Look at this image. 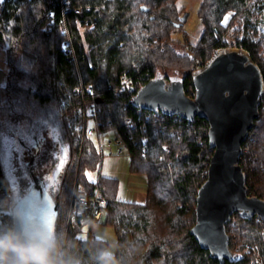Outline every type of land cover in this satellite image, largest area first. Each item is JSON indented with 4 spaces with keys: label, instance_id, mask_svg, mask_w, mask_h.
Segmentation results:
<instances>
[{
    "label": "trees",
    "instance_id": "trees-1",
    "mask_svg": "<svg viewBox=\"0 0 264 264\" xmlns=\"http://www.w3.org/2000/svg\"><path fill=\"white\" fill-rule=\"evenodd\" d=\"M263 1L202 0L203 33L194 46L195 57L188 50L179 51L171 40L173 29L183 20L178 0H72L73 10L67 14L61 0L6 1L0 8V46L6 49L9 68L7 83L0 86V236L12 234L19 201L14 200L3 161L2 139L10 135L25 157L32 184L43 178L56 202L52 237L57 264H103L110 245L96 238L91 226L83 236L84 225L69 222L76 210L75 185L90 193L99 190L107 198L101 223L112 226L117 235L110 264H222L191 234L198 190L207 180L215 152L209 143L208 120L190 122L161 111L149 114L134 107L131 99L165 66L183 73L186 91L194 96V67L229 45L224 33L236 21L234 45L247 49L264 75V19L258 21L264 14ZM87 6L100 10L95 14L86 11ZM75 7L83 8L82 16L75 14ZM52 12L56 25L46 32ZM82 20L90 24L84 31L79 26ZM64 21L75 57L64 51ZM124 78L132 79L133 86L122 84ZM81 86L86 98L90 90L97 95L102 129L117 128L128 143L131 171L147 177L144 203L120 199L116 178L89 179L88 172L98 169L104 154L92 138L83 136L84 97L76 93ZM260 110L240 163L250 195L264 199V95ZM227 230L231 248L236 233L253 248L242 252L241 261L224 264H253L258 257L264 264L263 219L245 220L235 214Z\"/></svg>",
    "mask_w": 264,
    "mask_h": 264
},
{
    "label": "water",
    "instance_id": "water-1",
    "mask_svg": "<svg viewBox=\"0 0 264 264\" xmlns=\"http://www.w3.org/2000/svg\"><path fill=\"white\" fill-rule=\"evenodd\" d=\"M183 17L181 27L187 21ZM195 96L188 95L185 78L158 71L131 100L139 109L179 115L188 121L208 120L209 143L215 152L208 178L198 190L196 223L191 234L202 248L222 264L239 262L242 253L230 246L227 224L235 214L245 220H264V199L250 195L240 163L243 144L261 115L264 75L251 53L243 47L217 49L206 64L192 73ZM28 195L14 209L12 234L24 242L52 236L58 209L43 181L35 178Z\"/></svg>",
    "mask_w": 264,
    "mask_h": 264
},
{
    "label": "rangeland",
    "instance_id": "rangeland-1",
    "mask_svg": "<svg viewBox=\"0 0 264 264\" xmlns=\"http://www.w3.org/2000/svg\"><path fill=\"white\" fill-rule=\"evenodd\" d=\"M178 2H179V6L181 8H183V13H182L183 17L186 13H188V17H187V21L182 25V27H178V28L173 29L172 34H171V40L173 42L174 41L176 42V43L174 42V44H176L179 51L185 52L186 50H188L191 52V54L194 55L193 57H195V54L192 51L194 50L195 44L199 41V39L203 33V24H202L201 18L199 16V7H200L202 0H178ZM262 19H264L263 13H262L261 17L258 18V21H261ZM240 20H241V18H240ZM240 24H241V22H240ZM237 27H238V24L236 21L224 33V36L226 37V44H229V45H227V47H237L234 45V41L236 40V33H237L236 31H238ZM178 40H181V41H178ZM178 42H179L180 46L177 44ZM202 63L203 62H198L199 66H195L194 71L203 67L206 64L205 63L203 66H200V64L202 65ZM160 69H158L156 71V73L158 71H161L168 76H173L176 74H180L181 76H183V73L175 72L169 66H165V67H162ZM8 71H9V68H8V64H7L6 49L4 47L0 46V86H2V87L5 86L7 83L6 81H7ZM191 96L193 97V95H191ZM194 96H195V94H194ZM87 101L88 102L86 104H89V103L91 104L92 102H95V104H96V100H94V99H92V100L87 99ZM96 106H97L96 108L99 110V107L97 104H96ZM170 116H175V115H170ZM176 116H179V115H176ZM180 117H182V116H180ZM97 122H98V119H97ZM82 123H83V120L81 121V124ZM81 124H80V127H81ZM88 125L91 128H93L95 126L93 120H88ZM110 128L111 129H109V130L108 129L104 130L101 127V129L103 130V131H101L103 134L102 140L105 143V145H107L106 146L107 150L112 148L114 151H116L117 146L115 144L109 146L107 144V142L110 140H112V141L117 140L116 137H120V136L118 135L117 128H115V127H110ZM99 139L100 138H98V137H94V138H92V142L97 147V149L99 151H101ZM2 141H3L4 146L6 148L5 154L3 155L4 163L6 164V166H5L6 171H7V174H9L8 177L11 178L12 184L14 183L13 187H15V188H13V190L16 193H14V191H13V194H14V196H18V197H15L16 201L22 200L24 197H26L28 195V192H30V190L33 188L32 187L33 184L31 183L32 180H30V176L27 173V171L25 170V167L23 164L24 163L23 160H25V157H23V159H22V157H21L22 155L20 154L19 146H18V144L16 145V141H14V139L11 140V136L9 138V135H4ZM243 152H244V149H243ZM109 154L110 153L108 151L104 155V157H103L104 160L102 159L103 162H100L99 168L97 170L88 172L89 179L97 182L99 179V176L101 175V172H102L103 177H109V176H110V178L116 177L119 180V189H118L117 195L120 199L126 200V201H137V198H135V197H136V195L141 194V193L146 194V199H147V189H148L147 177L144 174L134 173L131 171V161H130V157H129L127 151L125 152V155L123 154V155L117 156L118 154L114 153L115 155L111 154V156H110ZM106 155H108V156H106ZM27 177H29V178H27ZM93 177H94V179H93ZM27 182H28V184H27ZM30 183H31V185H30ZM75 189H76V185H75ZM75 189H74V192L76 191ZM25 194H27V195H25ZM74 195H75V193H74ZM258 218H260V217H258ZM87 227H85V232L83 233V236L87 235V232L89 230V226H87ZM92 233L94 234V236L96 238L109 241L110 245H109L106 252L111 253V254L114 253V251H115V244L114 243L117 239V235H116V232L112 226L107 225V224H102V223L100 225H95L92 227ZM235 235L234 236L236 238L237 237L238 238H237V240L234 241V243H233L234 247L232 248V250L237 249L238 251L236 250V252H238V253L246 252L247 246L249 245V243H245L243 240H241V235L239 233H236ZM3 236H6V235H2V237ZM237 241H238V243H237ZM236 244H238V245H236ZM240 245H241V247H240ZM230 246H231V244H230ZM252 248L253 247H250V249H252ZM254 262L255 261H253V264H254ZM258 262H259L258 264H263V261L261 259Z\"/></svg>",
    "mask_w": 264,
    "mask_h": 264
},
{
    "label": "built area",
    "instance_id": "built-area-1",
    "mask_svg": "<svg viewBox=\"0 0 264 264\" xmlns=\"http://www.w3.org/2000/svg\"><path fill=\"white\" fill-rule=\"evenodd\" d=\"M6 1H8V0H0V8H2L4 6ZM61 2H62L64 14L70 13L73 10L72 0H61ZM92 10L94 12H98L100 9L99 8H93L91 6L86 7V11L91 12ZM74 11L77 14H81L83 12V8L82 7H75ZM49 18H50V21L45 27L46 32L52 31L56 25L55 13H53V12L50 13ZM79 26H80L81 30L83 31L86 27H89L90 24H89V21H85L84 25L82 23H80ZM62 27H63L62 28L63 32H65L67 34V39L64 42V51L67 53H71L72 56L75 57L73 44H72L71 38L69 37V28H68L66 21L63 22ZM224 42L226 43V37L224 38ZM191 56L193 57L194 55L191 54ZM123 84L126 86H129V87L133 86V82L128 78H124ZM89 92L91 94L90 99H94L95 98L94 93L91 91H89ZM76 93H81V94H83V97H84V103L82 106L83 123L81 124L83 136L89 137V138H94V137L100 138L99 144L101 147V152L104 155L108 151L110 154H114V153H116L118 155L125 154V152L127 151V145L123 141V139L120 137H116L117 140H114V141L110 140L107 142V144L109 146L115 144L117 146L116 147L117 150L114 151L112 148L107 150L106 145L102 140L103 134L101 132L102 131L101 126L97 122L98 109L96 108L95 102H92L91 104L90 103L86 104V101L88 98L85 97L84 89L82 88V86L76 89ZM88 120H93V122L95 124V126L93 128L89 127ZM75 190L76 191H75V195H74V205H76V212H71L69 222L71 224L80 223V224L84 225V227H87V226L93 227L95 225H100L102 220H103L104 214L106 212L107 199L104 198L99 193L98 190H96L93 193H89L85 190H78L77 188ZM250 247H251L250 245L247 246V250L245 249L246 252L250 250ZM257 260L259 261L260 258L258 257Z\"/></svg>",
    "mask_w": 264,
    "mask_h": 264
},
{
    "label": "clouds",
    "instance_id": "clouds-1",
    "mask_svg": "<svg viewBox=\"0 0 264 264\" xmlns=\"http://www.w3.org/2000/svg\"><path fill=\"white\" fill-rule=\"evenodd\" d=\"M54 247V239L47 233L29 242L14 234L6 235L0 237V264H57ZM102 259L103 264H110L112 254L105 253Z\"/></svg>",
    "mask_w": 264,
    "mask_h": 264
},
{
    "label": "bare ground",
    "instance_id": "bare-ground-1",
    "mask_svg": "<svg viewBox=\"0 0 264 264\" xmlns=\"http://www.w3.org/2000/svg\"><path fill=\"white\" fill-rule=\"evenodd\" d=\"M8 3V2H7ZM87 5V4H86ZM88 5H91V4H88ZM74 6H75V4H74ZM94 6V5H93ZM99 6V5H98ZM4 7V6H3ZM101 7V6H100ZM84 11V10H83ZM94 12V11H93ZM99 12V11H98ZM97 12H95V14H96ZM75 14H77V13H75ZM98 14V13H97ZM78 16H82V15H79V14H77ZM57 18V17H56ZM49 20H50V18H49ZM84 20V19H83ZM83 20L81 21V22H83ZM87 20H89V19H87ZM79 21V20H78ZM80 23V22H79ZM92 23V22H91ZM82 24H84V22L82 23ZM92 25V24H91ZM183 25V24H182ZM55 28V27H54ZM177 28V27H176ZM87 29V28H86ZM54 30V29H53ZM84 31V30H83ZM182 31V30H181ZM52 32V31H51ZM187 34V33H186ZM67 35V34H66ZM184 37V36H183ZM178 41H181V40H178ZM175 42V41H174ZM176 43V42H175ZM178 45H179V42L177 43ZM180 46V45H179ZM182 46V45H181ZM190 47V46H189ZM192 50V49H191ZM75 51V50H74ZM193 52V51H192ZM191 58V57H190ZM197 66H199L198 65V63H197ZM200 66H203V65H201L200 64ZM161 70V69H160ZM174 71V70H173ZM193 72V71H192ZM179 73V72H178ZM168 76V75H167ZM153 77V76H152ZM123 78V77H122ZM132 80V79H131ZM127 81V80H126ZM7 82V81H6ZM123 84V83H122ZM134 84V83H133ZM145 85V84H144ZM80 86V85H79ZM123 86V85H122ZM2 87V86H1ZM127 87V86H126ZM85 89V88H84ZM120 90V89H119ZM85 91V90H84ZM91 91V90H90ZM138 91V90H137ZM86 92V91H85ZM76 94V93H75ZM96 95V94H95ZM88 96H90V95H87V97ZM97 96V95H96ZM135 96V95H134ZM82 97V96H81ZM89 98V100H90V98L91 97H88ZM96 98V97H95ZM92 100V99H91ZM132 100V99H131ZM88 101H86V103H87ZM97 104V103H96ZM82 106H83V104H82ZM97 107V106H96ZM140 110H142V109H140ZM144 111V110H143ZM148 111V110H147ZM98 113H99V110H98ZM157 113H159V112H157ZM149 114H150V111H149ZM152 114V113H151ZM162 115H164L163 113H162ZM98 116H99V114H98ZM156 116V115H155ZM160 116H161V114H160ZM170 116V115H169ZM178 117V116H177ZM157 118H159V116L157 117ZM162 118V117H161ZM182 118V117H181ZM185 119V118H184ZM204 119V118H203ZM98 121H100V120H98ZM129 122V121H128ZM75 123H77V122H75ZM100 123V122H99ZM127 123V122H126ZM192 124V123H191ZM111 125V124H110ZM112 126V125H111ZM126 126V125H125ZM124 126V127H125ZM102 128H103V126H101ZM109 129H111V128H109L108 127V130ZM77 131V130H76ZM103 131V130H102ZM118 132V131H117ZM10 134H11V132H9ZM83 133V132H82ZM11 137H14V136H11ZM81 137H82V135H81ZM120 137H121V135H120ZM9 138H10V135H9ZM14 139V138H13ZM17 139V138H16ZM112 139V138H111ZM11 140H12V138H11ZM15 140V139H14ZM24 141L25 140H27V139H23ZM88 140V139H87ZM87 140L85 141V143L87 142ZM91 140V139H90ZM89 140V141H90ZM145 140V139H144ZM21 141V140H20ZM30 141V140H29ZM81 141H83V140H81ZM124 141V140H123ZM27 142V141H26ZM126 142V141H125ZM28 143V142H27ZM82 143V142H81ZM84 143V142H83ZM88 143V142H87ZM4 144V143H3ZM25 144V143H24ZM128 144V143H127ZM126 144V145H127ZM145 144V143H144ZM31 145V144H30ZM84 146H85V144H84ZM107 146V145H106ZM82 147V146H81ZM30 148V147H29ZM110 148V147H109ZM212 148V147H211ZM6 149V148H5ZM100 149V148H99ZM127 149H128V147H127ZM214 149V148H213ZM101 150V149H100ZM5 151V150H4ZM99 151V150H98ZM32 152H34V151H32ZM147 152V151H146ZM31 153V152H30ZM29 154V153H28ZM100 154V153H99ZM129 154V153H128ZM31 155V154H30ZM110 156H111V154H109ZM113 155H115V154H113ZM125 155V154H124ZM32 156V155H31ZM103 156V155H102ZM106 156H108V155H106ZM117 156H119V155H117ZM242 156V155H241ZM33 157V156H32ZM130 157V156H129ZM104 160V159H103ZM3 161H4V159H3ZM32 161V160H31ZM103 162V161H102ZM5 164V163H4ZM31 165V164H30ZM5 166H6V164H5ZM29 168V167H28ZM99 168V167H98ZM27 169V168H26ZM209 171V170H208ZM37 174V173H36ZM7 175H9V174H7ZM95 175V174H94ZM100 175V174H99ZM101 175L103 176V174H102V172H101ZM100 175V176H101ZM27 176V175H26ZM39 176H40V174H39ZM101 176V177H102ZM105 176V175H104ZM107 176V175H106ZM34 177V176H33ZM37 177V176H36ZM97 177V176H96ZM101 177H100V179H101ZM110 177V176H109ZM10 178V177H9ZM27 178H29V177H27ZM35 178V177H34ZM39 178V177H38ZM37 178V179H38ZM98 178V177H97ZM114 178H116V177H114ZM207 178H208V175H207ZM11 179V178H10ZM77 179V178H76ZM93 179H94V177H93ZM117 179V178H116ZM28 180V179H27ZM31 180V179H30ZM43 180V178L41 179V181ZM91 180V179H90ZM24 182V181H23ZM30 182V181H29ZM44 182V181H43ZM96 182V181H95ZM118 182H119V180H118ZM31 183H32V181H31ZM31 183H30V185H31ZM99 183V182H98ZM14 184V183H13ZM12 184V186H14ZM27 184H28V182H27ZM29 185V186H30ZM44 185H45V182H44ZM79 185V184H78ZM77 185V186H78ZM34 186V185H33ZM32 186V187H33ZM25 187V186H24ZM46 187V186H45ZM12 188H15V187H12ZM85 188V187H84ZM54 190V189H53ZM85 190H86V188H85ZM14 191V190H13ZM28 191V190H27ZM99 191V190H98ZM92 192V191H91ZM94 192V191H93ZM14 193H16L15 191H14ZM29 193V192H28ZM72 193H73V191H72ZM75 193V192H74ZM90 193V192H89ZM100 194H101V192H100ZM16 195V194H15ZM25 195H27V194H25ZM24 195V196H25ZM52 195V194H51ZM255 196V195H254ZM15 197H18V196H14V200L16 201V198ZM23 198V197H22ZM25 198V197H24ZM73 198V197H72ZM260 198V197H259ZM107 199V198H106ZM74 200V199H73ZM136 200V199H135ZM196 200H197V198H196ZM55 201V200H54ZM145 202V201H144ZM56 203V202H55ZM139 203V202H138ZM196 205H197V202H196ZM72 209V208H71ZM195 211H196V208H195ZM74 212V211H73ZM75 212H76V210H75ZM13 213H14V211H13ZM105 215V214H104ZM58 218V217H57ZM57 220V219H56ZM264 221V220H263ZM103 223V222H102ZM78 224H80V223H78ZM70 226V225H69ZM72 226V225H71ZM75 226H77V225H75ZM79 226V225H78ZM82 226V225H81ZM82 228V227H81ZM88 228V227H87ZM91 228H92V226H91ZM14 229V228H13ZM89 231V230H88ZM94 235V234H93ZM236 236V235H235ZM2 237V236H1ZM238 238V237H237ZM237 238H234V239H237ZM234 241V240H233ZM236 243V242H235ZM237 243H238V241H237ZM242 243V242H241ZM240 243V244H241ZM235 245V244H234ZM236 245H238V244H236ZM242 245V244H241ZM241 245H240V247H241ZM237 248V247H236ZM244 249V248H243ZM237 250V249H236ZM236 250L235 249H233V251H235L236 252ZM238 251V250H237ZM243 254V253H242ZM261 259V258H260ZM255 261H257V259L255 260ZM258 262V261H257ZM234 263V262H233ZM259 263V262H258ZM255 264V263H254Z\"/></svg>",
    "mask_w": 264,
    "mask_h": 264
},
{
    "label": "crops",
    "instance_id": "crops-1",
    "mask_svg": "<svg viewBox=\"0 0 264 264\" xmlns=\"http://www.w3.org/2000/svg\"><path fill=\"white\" fill-rule=\"evenodd\" d=\"M135 198H137V202L144 203L146 201V194H138Z\"/></svg>",
    "mask_w": 264,
    "mask_h": 264
}]
</instances>
